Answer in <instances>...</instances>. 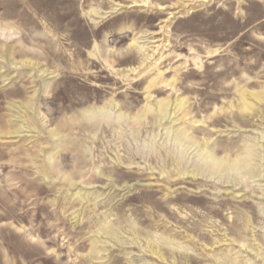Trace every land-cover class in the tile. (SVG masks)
Wrapping results in <instances>:
<instances>
[{"label":"rangeland","instance_id":"obj_1","mask_svg":"<svg viewBox=\"0 0 264 264\" xmlns=\"http://www.w3.org/2000/svg\"><path fill=\"white\" fill-rule=\"evenodd\" d=\"M0 264H264V0H0Z\"/></svg>","mask_w":264,"mask_h":264},{"label":"bare ground","instance_id":"obj_2","mask_svg":"<svg viewBox=\"0 0 264 264\" xmlns=\"http://www.w3.org/2000/svg\"><path fill=\"white\" fill-rule=\"evenodd\" d=\"M147 3L148 2H146V1H141V2H132V4L131 5H129V7H131L132 5H134V6H146L147 5ZM120 7H122V5L121 4H116L115 5V8H113V10L112 11H109V12H107V13H105V16L103 17V18H106V17H108L110 14H113L115 11H117L118 10V8H120ZM128 7V6H127ZM94 14H96V13H94ZM102 18V19H103ZM100 20V19H99ZM2 32V31H1ZM139 38H144V36H140ZM145 41H147V40H145ZM140 42V41H139ZM4 53V52H3ZM181 102V101H180ZM243 107L244 108H248V105H247V102H243ZM109 111H110V107H104L103 109H100L99 111H95V113H94V111H91V113L89 112V113H85V114H87V116L88 117H94L95 115L96 116H101L103 119H110L111 118V116L113 115V113L111 114V113H109ZM158 111H161L160 109H158ZM162 112H164V111H161V113H156V115H158L159 116V118H161V119H163L164 120V118H167V119H169L170 117H171V115H173V118H174V116L177 118V116H176V114L177 113H162ZM146 114L147 113H143V115L142 116H140V117H146ZM155 114V113H154ZM141 115V114H140ZM188 115V113H185V114H181V117L179 118V119H177V120H182V119H184V117H186ZM114 117H121V116H119V115H117V116H114ZM157 117V116H156ZM118 118H116V119H118ZM138 118V117H137ZM176 120V121H177ZM171 122H172V120H170ZM160 122V121H159ZM178 122V121H177ZM197 123V122H196ZM176 125V124H175ZM169 126H171V125H169ZM198 126V124L195 126V127H197ZM187 128H183V127H181V129H177L176 130V138L178 139V140H180V138H188V134H187V130H186ZM173 131V130H172ZM175 131V130H174ZM189 131V130H188ZM191 131H193V130H191ZM17 133V132H16ZM173 133H175V132H173ZM172 133V134H173ZM54 136V135H53ZM191 137V136H190ZM189 137V138H190ZM194 138V137H193ZM176 141V140H175ZM191 142V141H190ZM181 143V142H180ZM188 143V142H187ZM208 148V145H207V143H204L203 144V149L202 150H206ZM206 152V151H205ZM209 153V152H208ZM206 154V153H205ZM248 154H249V151L247 150V157H248ZM251 155V154H250ZM208 157H210L209 155H208ZM208 159V158H207ZM210 159H211V161H212V163H211V167L212 168H214L215 170H226L227 168H234V167H236V164H230V163H228V162H226V161H224V160H215L214 158H212V157H210ZM194 164V163H193ZM237 164L238 165H241L240 167H242V168H246L247 167V159H240L239 161H237ZM217 172V171H216ZM178 173H180V174H182L180 171H178ZM193 174V173H192ZM183 175V174H182ZM194 176H195V174H194Z\"/></svg>","mask_w":264,"mask_h":264}]
</instances>
